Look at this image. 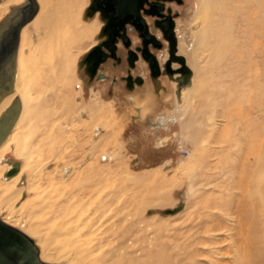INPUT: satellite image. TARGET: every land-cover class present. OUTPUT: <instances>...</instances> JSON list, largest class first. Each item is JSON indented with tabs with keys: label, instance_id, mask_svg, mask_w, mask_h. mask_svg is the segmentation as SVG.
I'll list each match as a JSON object with an SVG mask.
<instances>
[{
	"label": "rangeland",
	"instance_id": "374dc122",
	"mask_svg": "<svg viewBox=\"0 0 264 264\" xmlns=\"http://www.w3.org/2000/svg\"><path fill=\"white\" fill-rule=\"evenodd\" d=\"M83 1L80 17L71 23L44 18L51 15L41 7L40 16L28 27L26 45L24 35L19 45H25L22 49L34 64L43 59L41 55L49 46L55 49L52 67L43 64L39 68L48 78L43 83L54 85L43 96V106L47 104L51 116L49 120H31L27 130L36 128L39 135L28 140L31 143L25 149L33 147L34 151L39 140L49 136L47 145L58 149L59 158L45 160L38 169L69 186L59 190L57 184L46 191H66L65 198L77 203L68 211L57 208L49 217L66 224V215L73 209L79 217L75 230L69 226L60 244L73 241L67 252L82 247L76 251V260L64 259L60 264H248L238 257L249 254L251 246L235 225L243 212L244 195L264 191V0H206L211 8L204 10V16L214 13L211 26L223 30L208 43L198 42L194 34L199 28L196 18L201 1L166 2L176 13V53L194 70V82L187 85L192 89L189 99L178 97L174 73L161 78L159 90L152 84L128 89L123 83L113 88L117 83L112 82L116 75H127L125 62L114 66L109 59L95 78L80 69L81 53L102 40L98 31L84 38L80 35L82 25L103 23L101 18L86 17L88 0ZM61 2L52 0L53 12L60 11ZM48 20L49 24L55 21L57 27L51 29ZM160 37L162 47L154 50L157 55L170 43ZM132 38L141 44L134 32ZM208 44L215 45L216 52L208 51ZM193 46L198 63L193 62ZM202 46L207 47L203 50ZM120 55L125 56L121 51ZM142 70L138 65L133 74H142ZM100 74H106L107 79ZM159 118L165 126L152 129ZM104 121L121 124L114 132L116 138L104 142L92 156L90 144L99 142L109 130L102 125ZM82 125L87 130L80 137L75 131ZM254 127L259 130L260 153L253 157L248 156L251 145L246 130ZM57 134L61 137L55 143L52 138ZM237 135L240 146L233 141ZM60 145L64 147L59 151ZM16 146V142L11 144L12 149ZM12 149L5 155L16 157L29 173L25 150L21 151L24 155L16 156ZM75 176L77 182L70 183ZM94 188L105 191L104 199L97 203L88 195ZM30 192L20 196L21 202L35 195ZM99 226L102 231L95 232Z\"/></svg>",
	"mask_w": 264,
	"mask_h": 264
},
{
	"label": "bare ground",
	"instance_id": "6f19581e",
	"mask_svg": "<svg viewBox=\"0 0 264 264\" xmlns=\"http://www.w3.org/2000/svg\"><path fill=\"white\" fill-rule=\"evenodd\" d=\"M38 1L41 3V7L45 13L47 11L51 15L47 17L44 16V18L49 20H72L69 23L74 22L75 19L80 17L81 9L83 7L82 4L84 2L83 0H62L60 4L63 3V6L61 5L60 11L58 12L57 10V12H53L54 4L52 3V0ZM199 1H201L198 4L200 14L199 16L197 15L196 18V21L199 22V28L197 27L198 29L197 31H194V34H196L198 42H203L206 40L208 43L212 40V37H215V34L223 33V30L222 27L220 30H218L217 27L214 28L211 26L214 24V13L208 14L206 17L204 16V10L206 12V9L209 10L211 8L209 7L210 2L208 1L207 3L206 0ZM216 2L218 1L216 0ZM217 11L220 12V10ZM49 20L47 21V24L50 25V28L52 29L51 26L56 25V23L53 21L51 24H49ZM85 25L86 26L82 25V29H86L87 32L84 34V31L82 30L83 32L81 31L80 34L83 35L84 38L92 37L94 33L98 31V28H100V24L97 22L93 24L86 23ZM49 31L51 30H47V33ZM22 33L23 34H21L20 44L23 41L22 36L24 35V44L26 45L28 41V33L27 31H23ZM21 46H19L16 54L12 80L8 83L9 90L0 96V222L5 223V225L7 224L13 226L17 229L19 233L11 228V230H13L22 239L21 246L23 247L25 254L38 264H60L64 259L68 260L69 262H73L76 260L77 249H80L82 246L80 245V248L71 249L70 252H67V248L72 245L73 241L71 242V240H67L66 245H61L60 239L66 234L69 226L72 227V230H75L74 224L78 221V215L74 214V209L73 211L70 210L66 215L69 220L66 223L67 225L57 221V219L53 220L49 217L51 212L57 208H63L64 211H68L70 208H72L73 204H75L74 202H76V200L72 201L68 200V197L65 198L66 191H46L47 188L53 187L57 184L60 186L58 187L60 188L59 190H61V188L65 189V187H68L69 185L65 184V182L53 181L52 176H50L49 173L42 174L39 171L40 168L38 169L39 166H43L42 164H45V160H56L59 158L58 149L56 147H50L47 145V139L49 136H47L48 138H41L39 140L37 149L34 151L31 150L33 147H28L25 149V145L31 143L28 140H35L39 135V132L36 128H29V130H27L31 120L36 119L38 121L45 118L49 120L48 117L51 116L50 108L46 107L47 104L46 106H43V96H45L44 93H46L48 90L54 89V85L47 86L46 83H43V80L47 82L48 78L47 76L43 75L42 70H39V68L42 67L43 64H48L49 67H52L55 49L54 47L49 46L46 54L41 55L43 59H39L38 62L35 61L34 64V59L31 60L28 54L25 53V49H22L24 46L22 48ZM207 46H209L207 48L208 51L211 50L212 52H216L215 45L211 44L210 46V44H208ZM205 47L202 46V49ZM196 49V46H193V50H195L193 54V58H195V60H193V62L198 63V53L196 52ZM84 51L83 53H85ZM188 65L193 73V76L190 80V82L193 83L194 70L190 64ZM200 72H204V68H201ZM190 82L188 84H190ZM187 88L188 87H185L181 92L182 97L185 99L187 96L189 99L192 95V93L189 91L192 89ZM198 88L199 86L197 83L195 90ZM93 110L95 112H99L98 107H95ZM16 113L17 116H15ZM15 117H17L16 123ZM102 125L109 127V130L103 135L99 142L93 141L90 144L91 147L89 148V154L92 156L97 151V149L103 145L104 142L109 141V139L116 138L117 135L114 136V132L117 126H120V124L116 121L114 123L104 121ZM83 126L84 125H82V127H77L75 131L77 134H80V137L85 133L86 128ZM44 129L46 131L47 127L44 126ZM25 130H27V132ZM39 130L41 131V129ZM262 130H264V128ZM246 131L248 132L246 136L247 141L251 145V148L248 149V156H258L260 153L258 152V145L260 144L259 130L258 128L254 127L250 131ZM59 135L60 134H57L52 138L55 143L60 141L59 138L61 135L60 137ZM233 139V141L237 144H235L236 146H240L242 144L237 142L239 141L238 135L235 137L233 136ZM14 142L17 143V146L12 149L11 144ZM262 142L264 143V139ZM262 145L264 146V144ZM62 146L64 147V145L59 146V151ZM10 149L16 153V156L17 154L24 155V153H21V151H23V149L25 150L26 170L30 171L29 173L24 170V165L18 162L19 160L16 157H9L5 155V153ZM182 168H184V166H182ZM185 168L184 170H188ZM60 172H62V170ZM74 172L77 173L75 170ZM77 179V176H75L70 183L77 182ZM19 181L20 184H18ZM66 189L68 190V188ZM92 190L93 191H89L88 195L94 199H91L93 203H97L98 201H101V199H104L102 196L105 194V191H95V188ZM30 191H34L35 195L33 197H26V199L21 202L20 196H22L23 193H27L28 195L31 193ZM96 195L98 197H96ZM70 199H73V197ZM17 200L20 202L18 201L15 204ZM62 200L65 202L62 203ZM14 204L16 205V208L13 207ZM241 205L243 206V212L241 215H239L235 226L239 229V232L241 231V237H245L248 240L251 246V251H249V254L246 253V255L242 257L239 256L238 258L245 260L248 264H264V191H252L251 193L248 191L241 200ZM37 220L38 222H36ZM42 224H44L45 227H40ZM100 231H102L100 226L95 228V232ZM237 261L239 263H243L240 260Z\"/></svg>",
	"mask_w": 264,
	"mask_h": 264
},
{
	"label": "flooded vegetation",
	"instance_id": "af4514ba",
	"mask_svg": "<svg viewBox=\"0 0 264 264\" xmlns=\"http://www.w3.org/2000/svg\"><path fill=\"white\" fill-rule=\"evenodd\" d=\"M167 1L172 0H88L85 15L91 19H102L103 23L100 21L101 26L97 34V36L101 34L102 40L96 41L84 51L85 53L80 56L78 61V67L86 71L90 77L95 78L99 67L109 59L112 60L111 63L114 66H123L125 62L128 67L127 75L123 77L116 75L112 78V82L117 83L113 85V88L120 87L123 83L128 89H134L142 84H145V87L152 84L156 90H159L161 78L168 77L166 73L175 71L172 78L177 83L176 91L180 97L186 85H180L179 79H186L188 76L191 78L193 73L191 76V72L185 64L176 62L183 55L178 54L179 52L176 53L178 40L175 29L177 28L176 13H173L171 7H166ZM35 8L33 18L21 28L20 37L23 29L33 23L41 14V3L38 0H36ZM155 30L159 32V35ZM133 32L140 37L141 44L135 43L132 38ZM160 35L170 43L168 42V48L163 54L157 55L154 50L162 47ZM120 51L125 54L124 57L120 55ZM16 54L17 52L14 54L13 63L8 65L10 81L14 74ZM171 63H173L172 67ZM138 65L143 68L142 74L134 75L133 71ZM177 68L178 70H176ZM99 77L107 79L106 74H100ZM161 87H164L163 84ZM144 102L148 104L149 100L144 99ZM118 123L121 124L120 121ZM164 126L165 122L159 118L151 128L161 130Z\"/></svg>",
	"mask_w": 264,
	"mask_h": 264
},
{
	"label": "water",
	"instance_id": "95a60500",
	"mask_svg": "<svg viewBox=\"0 0 264 264\" xmlns=\"http://www.w3.org/2000/svg\"><path fill=\"white\" fill-rule=\"evenodd\" d=\"M35 7L36 0H26L12 8L0 23V96L9 90L8 65L13 63L17 52L21 28L33 18ZM179 62L184 65L185 57L180 56ZM179 80L182 85L190 82L189 76ZM21 242L22 239L13 230L0 223V264H38L25 254Z\"/></svg>",
	"mask_w": 264,
	"mask_h": 264
},
{
	"label": "crops",
	"instance_id": "0c3cea01",
	"mask_svg": "<svg viewBox=\"0 0 264 264\" xmlns=\"http://www.w3.org/2000/svg\"><path fill=\"white\" fill-rule=\"evenodd\" d=\"M25 2V0H0V23L3 21V19L10 13L11 9L17 6L22 5ZM30 26L27 25L24 30H27L28 32V27ZM22 31V32H23Z\"/></svg>",
	"mask_w": 264,
	"mask_h": 264
}]
</instances>
